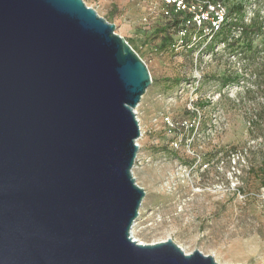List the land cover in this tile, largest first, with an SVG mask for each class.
Here are the masks:
<instances>
[{
  "label": "water",
  "instance_id": "water-1",
  "mask_svg": "<svg viewBox=\"0 0 264 264\" xmlns=\"http://www.w3.org/2000/svg\"><path fill=\"white\" fill-rule=\"evenodd\" d=\"M82 0H0V264H219L134 240L149 71Z\"/></svg>",
  "mask_w": 264,
  "mask_h": 264
},
{
  "label": "rangeland",
  "instance_id": "rangeland-1",
  "mask_svg": "<svg viewBox=\"0 0 264 264\" xmlns=\"http://www.w3.org/2000/svg\"><path fill=\"white\" fill-rule=\"evenodd\" d=\"M82 1L151 78L135 109L142 137L132 175L145 196L132 237L171 239L219 264H264V0H220L214 37L204 28L179 37L183 18L165 15L159 0ZM233 5L243 10L235 15ZM254 19L260 34L236 29L223 40L225 23Z\"/></svg>",
  "mask_w": 264,
  "mask_h": 264
},
{
  "label": "built area",
  "instance_id": "built-area-1",
  "mask_svg": "<svg viewBox=\"0 0 264 264\" xmlns=\"http://www.w3.org/2000/svg\"><path fill=\"white\" fill-rule=\"evenodd\" d=\"M163 13L165 15L174 16L180 12H187L192 14L190 18L184 19V21L180 24V29L178 31L179 37H185L187 30L189 28H204V30L209 31L211 36L215 34L217 31H220L222 28L223 22V14L218 12L220 5L217 4L215 7L210 5L209 7L212 8V11L215 19L207 17L206 13L197 12V0H159ZM210 23L209 26H204V23ZM138 120V117L136 116ZM165 123L171 124L169 118L165 117ZM138 126L140 130V136L142 137L140 121H138ZM140 138V137H139ZM138 146V150L140 148L139 144L136 143ZM135 165V164H134Z\"/></svg>",
  "mask_w": 264,
  "mask_h": 264
},
{
  "label": "trees",
  "instance_id": "trees-1",
  "mask_svg": "<svg viewBox=\"0 0 264 264\" xmlns=\"http://www.w3.org/2000/svg\"><path fill=\"white\" fill-rule=\"evenodd\" d=\"M219 1L220 0H209L205 5H203V6H201V7H198V5H197V3H196V5H197V12H203V13H206L207 14V17H210V18H212V19H215V16H214V14L212 13V12H209L208 11V7L210 6V5H212V6H216L217 4H219L220 5V3H219ZM222 2V1H221ZM230 9L232 10V12H234L235 13V15L236 14H239L242 10H243V7L241 6V5H233L232 7H230ZM191 15L192 14H189V13H187V12H180V13H178L177 15H175V18H183L180 22H178L177 20L174 22V24L176 25L177 23H182L183 21H184V19H186V18H190L191 17ZM209 26L210 25V23H204V26ZM225 26H226V28H225V32H223V33H225L226 34V38H224L223 40L225 41V39H227L228 37H229V35H230V33L232 32V31H234V30H236V29H238V31L240 32V36L239 37H253V36H256V35H258V34H260L261 33V31H262V28H263V21H258V19H254V20H252L249 24H237L236 22H232V21H230V22H228V23H225ZM221 30H222V28H221ZM221 32V31H220ZM219 32V33H220ZM214 35L215 34H213L212 35V37H214ZM248 42H250V41H248ZM192 128V126L191 127H189L188 129H191ZM192 131V130H191Z\"/></svg>",
  "mask_w": 264,
  "mask_h": 264
},
{
  "label": "bare ground",
  "instance_id": "bare-ground-1",
  "mask_svg": "<svg viewBox=\"0 0 264 264\" xmlns=\"http://www.w3.org/2000/svg\"><path fill=\"white\" fill-rule=\"evenodd\" d=\"M132 230H133V228H131ZM130 234H131V236H133V231H130ZM134 240H136L135 239V237H132ZM137 241V240H136ZM138 242V241H137Z\"/></svg>",
  "mask_w": 264,
  "mask_h": 264
}]
</instances>
